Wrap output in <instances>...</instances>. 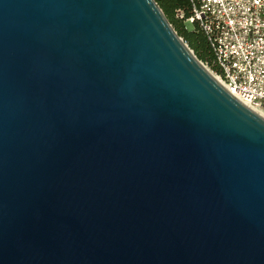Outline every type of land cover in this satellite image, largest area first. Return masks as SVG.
<instances>
[{
    "label": "water",
    "instance_id": "1",
    "mask_svg": "<svg viewBox=\"0 0 264 264\" xmlns=\"http://www.w3.org/2000/svg\"><path fill=\"white\" fill-rule=\"evenodd\" d=\"M0 264H264V118L156 0H0Z\"/></svg>",
    "mask_w": 264,
    "mask_h": 264
},
{
    "label": "built area",
    "instance_id": "2",
    "mask_svg": "<svg viewBox=\"0 0 264 264\" xmlns=\"http://www.w3.org/2000/svg\"><path fill=\"white\" fill-rule=\"evenodd\" d=\"M189 2L186 24L199 28L213 55L205 67L230 94L264 118V0Z\"/></svg>",
    "mask_w": 264,
    "mask_h": 264
},
{
    "label": "trees",
    "instance_id": "3",
    "mask_svg": "<svg viewBox=\"0 0 264 264\" xmlns=\"http://www.w3.org/2000/svg\"><path fill=\"white\" fill-rule=\"evenodd\" d=\"M165 12L167 18L189 47L195 52L196 56L211 64L213 61V55L211 53L209 44L205 35L196 27L190 31L186 28V18L191 15V6L189 0H156ZM178 10L183 11V16L177 17Z\"/></svg>",
    "mask_w": 264,
    "mask_h": 264
},
{
    "label": "rangeland",
    "instance_id": "4",
    "mask_svg": "<svg viewBox=\"0 0 264 264\" xmlns=\"http://www.w3.org/2000/svg\"><path fill=\"white\" fill-rule=\"evenodd\" d=\"M176 16L177 17H179L180 18V16H181V13L178 11L177 13H176ZM185 25H186V28L188 29V30H190V31H192V30H194L190 25H187L186 24V21H185ZM197 26H195V28H196ZM195 53V52H194ZM196 55V54H195ZM199 59V58H198ZM200 60V59H199ZM207 68H208V65L206 64V62L205 61H203V60H200Z\"/></svg>",
    "mask_w": 264,
    "mask_h": 264
}]
</instances>
